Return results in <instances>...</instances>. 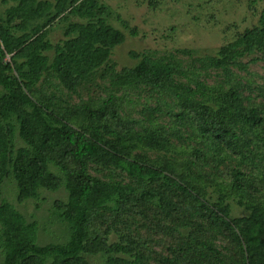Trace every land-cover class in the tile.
<instances>
[{
  "label": "trees",
  "instance_id": "trees-1",
  "mask_svg": "<svg viewBox=\"0 0 264 264\" xmlns=\"http://www.w3.org/2000/svg\"><path fill=\"white\" fill-rule=\"evenodd\" d=\"M0 1L8 5L0 14V183L6 177L14 181L21 202L38 198L42 189L63 186L67 192L66 200L55 201L67 238L44 244L38 242V221H27L1 200L0 264H88L83 254L92 232L114 214L122 224L116 233L133 249L127 258L111 256L117 264H147L141 260L142 238L148 242L150 232L161 235L168 225L176 235L193 225L225 233L226 245L220 250L209 239L190 235L178 239L177 250L158 259L161 264L178 257L183 264H264V198L259 199L258 186L264 175L255 179L234 166L223 184L214 178L220 155L207 161L223 149L238 155L239 141L249 139L257 148L264 141V119L257 108L243 104L229 68L242 66L239 57L260 53L264 58V0L256 24L191 70L131 52L138 61L128 69L130 82L118 80L119 96L130 101L124 92L140 91L142 85L149 97H172L176 111L167 109V123L157 124L153 113L161 109L146 107L143 123L130 128L119 117L115 90L72 105L56 94L60 87L74 91L123 41L122 33L106 24L109 10L101 0ZM71 16L81 20H68L65 38L52 43L48 28ZM210 70L224 72L225 82L208 83L203 77ZM178 75L189 84L176 82ZM133 151L138 155L131 156ZM254 158L249 164L259 169ZM90 168L126 177L105 180ZM210 188L218 193L214 202L206 199L207 192L210 198L215 193Z\"/></svg>",
  "mask_w": 264,
  "mask_h": 264
},
{
  "label": "rangeland",
  "instance_id": "rangeland-1",
  "mask_svg": "<svg viewBox=\"0 0 264 264\" xmlns=\"http://www.w3.org/2000/svg\"><path fill=\"white\" fill-rule=\"evenodd\" d=\"M53 1V0H49ZM109 10L103 15L106 24L119 30L123 35V41L114 45L109 51V57L105 63L97 70L91 72L80 85L74 90H64L59 88L62 93H56L65 98L68 104H77L88 100H98L106 97L108 92L115 90L116 95H122V90L116 89V84L120 78L131 81L130 67L136 65L138 59L133 58L130 53L136 52L165 61L172 60L177 66L186 71L199 66L204 58L213 55L222 45L233 40L236 33L243 31L244 28L251 27L257 23L256 12L262 8V2L253 0H101ZM8 5L0 1V14H4ZM105 16V17H104ZM68 20H77L74 16L65 21H56L48 28V38L52 43L62 41L64 36V27L67 29ZM134 31L135 33H133ZM52 54V52H49ZM252 57H256L255 59ZM9 60V56L5 57ZM206 60V59H205ZM242 66L232 64L229 68L233 72L232 84L240 93L242 102L245 106L258 109L264 119V58L262 54L257 53L251 56L238 58ZM206 79L208 83L225 82L223 72L216 75V71H208ZM176 82L189 84L185 78L176 76ZM227 82L229 79L226 80ZM228 84L226 83V86ZM118 88V87H117ZM139 86L140 91H131L128 89L124 94L130 98L126 101L121 98L118 100V114L126 128L132 127V123H143L148 113L143 112L146 107H157L161 112L153 113L154 123H167V109L176 111L175 103L172 97L163 96V94L149 93ZM123 99V100H122ZM116 102V101H115ZM151 114V113H150ZM136 126V125H135ZM264 140V133L260 134ZM248 140L239 141V154H233L226 149L217 153H210L207 161L211 164L213 158L219 156L221 159L214 178L223 184L231 179V167L237 166L243 172L251 177L263 180L264 162L259 155L260 151L264 154V141L259 143L261 148L256 145L248 144ZM258 145V146H259ZM263 145V146H262ZM252 147V148H251ZM133 151L131 156L138 155ZM141 155V154H140ZM157 153L153 155L156 157ZM251 156H255L254 162L259 163V169H252L249 164ZM259 160V162L257 161ZM148 163H153L148 160ZM252 170V171H251ZM90 173L97 175L105 180L122 179L126 177L120 172L104 171L100 173ZM122 175V176H119ZM258 186L262 187L261 197L264 198V184L260 182ZM215 192L214 188L209 189ZM206 194V199L214 202L218 193ZM67 198V192L63 186L57 189H42L38 198H30L23 202L17 200L15 182L10 178H4L0 183V202L5 199L11 202L18 209L27 221H38V242L40 244L64 241L66 240V230L64 224L58 219L56 200L64 201ZM233 206V215L240 213L236 204ZM120 216V215H118ZM170 223L169 221H167ZM122 227L121 219L116 214L103 218L101 227H97L91 234L88 243L89 250L84 255L88 264H117V259L112 257H125L130 255L131 247L129 242L123 243L116 233ZM191 228H181L180 235L172 231L168 225L158 235L150 232L148 242L145 237L142 238V251L145 254L141 260L147 264H161L158 259L163 258L172 250H177L175 246L178 239L186 241L192 235V238H207L211 244L218 247L226 245L225 233L219 234L211 229H203L199 225H193ZM156 234V235H152ZM172 235H174L172 237ZM123 237V235H122ZM147 242L148 246H145ZM181 245V244H179ZM132 246V245H131ZM171 248V250H169ZM107 251H104V250ZM130 250V251H129ZM1 251V250H0ZM152 257V258H151ZM2 256L0 252V263ZM172 264H183L181 257L172 260ZM165 263V264H170Z\"/></svg>",
  "mask_w": 264,
  "mask_h": 264
}]
</instances>
